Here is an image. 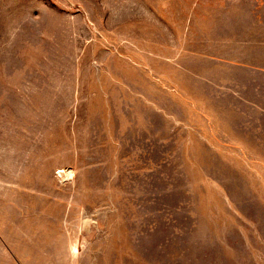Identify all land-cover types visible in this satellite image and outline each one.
<instances>
[{
    "label": "rangeland",
    "instance_id": "374dc122",
    "mask_svg": "<svg viewBox=\"0 0 264 264\" xmlns=\"http://www.w3.org/2000/svg\"><path fill=\"white\" fill-rule=\"evenodd\" d=\"M0 264H264V0H0Z\"/></svg>",
    "mask_w": 264,
    "mask_h": 264
},
{
    "label": "crops",
    "instance_id": "0c3cea01",
    "mask_svg": "<svg viewBox=\"0 0 264 264\" xmlns=\"http://www.w3.org/2000/svg\"><path fill=\"white\" fill-rule=\"evenodd\" d=\"M225 89L231 94H236L237 93L233 88L229 89V87H226Z\"/></svg>",
    "mask_w": 264,
    "mask_h": 264
},
{
    "label": "bare ground",
    "instance_id": "6f19581e",
    "mask_svg": "<svg viewBox=\"0 0 264 264\" xmlns=\"http://www.w3.org/2000/svg\"><path fill=\"white\" fill-rule=\"evenodd\" d=\"M68 173L70 174V173H71V171L67 172V173H66V175H67Z\"/></svg>",
    "mask_w": 264,
    "mask_h": 264
}]
</instances>
